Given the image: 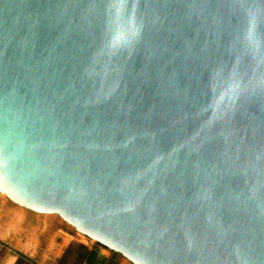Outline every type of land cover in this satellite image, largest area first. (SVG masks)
Here are the masks:
<instances>
[{"label": "water", "instance_id": "95a60500", "mask_svg": "<svg viewBox=\"0 0 264 264\" xmlns=\"http://www.w3.org/2000/svg\"><path fill=\"white\" fill-rule=\"evenodd\" d=\"M0 194L133 264H264V0H0Z\"/></svg>", "mask_w": 264, "mask_h": 264}, {"label": "crops", "instance_id": "0c3cea01", "mask_svg": "<svg viewBox=\"0 0 264 264\" xmlns=\"http://www.w3.org/2000/svg\"><path fill=\"white\" fill-rule=\"evenodd\" d=\"M0 264L133 263L58 215L32 212L0 194Z\"/></svg>", "mask_w": 264, "mask_h": 264}, {"label": "rangeland", "instance_id": "374dc122", "mask_svg": "<svg viewBox=\"0 0 264 264\" xmlns=\"http://www.w3.org/2000/svg\"><path fill=\"white\" fill-rule=\"evenodd\" d=\"M5 196V195H4Z\"/></svg>", "mask_w": 264, "mask_h": 264}]
</instances>
